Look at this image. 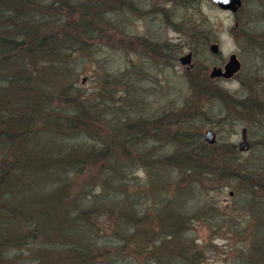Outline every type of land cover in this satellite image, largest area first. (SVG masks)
<instances>
[{
  "label": "rangeland",
  "instance_id": "rangeland-1",
  "mask_svg": "<svg viewBox=\"0 0 264 264\" xmlns=\"http://www.w3.org/2000/svg\"><path fill=\"white\" fill-rule=\"evenodd\" d=\"M60 1L53 11L46 9L52 11L51 31L69 21L64 5L78 8L81 2ZM97 1L104 5L101 12L75 13L77 20L85 17L94 36L87 34L83 48L71 51L70 59L57 58L60 82L78 87L86 101L95 103L92 126L83 129L110 140L108 155L117 157L119 176L124 174L125 186L117 192L127 194L123 206L133 221L128 233L124 223L129 216L115 222L104 211L97 224L82 223L88 239L102 246L111 239L119 243L110 264H246L257 222L251 210H262L264 204V0H243L237 11L213 0ZM109 5L112 10L105 12ZM188 53L191 62L181 63L180 57ZM232 53L241 62L240 71L233 78L212 77L214 67L225 70ZM29 76L34 78L32 72ZM116 115L118 130L106 123ZM139 122L144 129L136 132L132 126ZM243 128L247 144L241 148ZM210 130L212 142L206 139ZM81 134L76 145L95 142L91 134ZM113 134L124 139L127 152L113 143ZM186 135L208 143L210 160L202 170L179 158L188 155ZM13 158L9 155L5 163L0 157L1 173ZM78 159L79 171L69 180L73 192L79 180L102 173L107 165L106 159L96 165L85 162L87 156ZM28 176L35 185L48 179L37 171ZM100 187L94 185L92 191ZM89 195L85 190L80 196ZM168 224H175V235L162 232ZM2 245L6 257L33 264L22 239ZM39 247L37 243L33 248Z\"/></svg>",
  "mask_w": 264,
  "mask_h": 264
},
{
  "label": "trees",
  "instance_id": "trees-1",
  "mask_svg": "<svg viewBox=\"0 0 264 264\" xmlns=\"http://www.w3.org/2000/svg\"><path fill=\"white\" fill-rule=\"evenodd\" d=\"M58 2L61 1L0 0V157L5 163L9 155L14 157L6 164L8 168L4 165L3 172L0 171V264H26L21 257H6L8 250L1 247V242L17 238L29 246L33 264H102L104 261L110 264L119 243L111 239L102 246L95 238L88 239L82 223L88 224L91 220L96 223L101 214L108 211V217L115 222L129 216L124 223L126 232L129 233L132 226L131 213L123 206L128 196L117 192L125 186L124 174L119 176L122 171L121 166L118 168L117 157L108 155L112 146L110 140L103 138L105 134L83 129L92 126L95 103L86 101L78 87L60 82L63 77L57 61L62 57L70 59L71 51L83 48L87 34L89 38L94 36L83 15L77 20V10L88 9L95 14L97 10L101 12L103 4L97 0H81L78 8L64 5L69 21L62 24V29L51 31L48 14ZM48 8L52 11L46 10ZM109 10H112L110 5L105 12ZM43 14L45 17L41 21L39 17ZM30 72L33 79H30ZM42 74L49 78L42 79ZM6 104L12 105L13 109H6ZM38 122L40 127L37 129ZM106 123L118 130L117 115L113 120L106 119ZM142 123H135L132 128L140 132L144 129ZM81 131L91 134L89 136H93L95 142L87 147L76 145ZM112 137L113 143L121 145L127 152L124 139L120 140L118 134ZM183 142L188 155H180V160L204 169L205 160H210L208 143L197 142L188 135L183 136ZM79 155L87 156L85 162L88 164H100L106 159L107 165L102 173L79 180L80 186L73 192L69 180L79 171ZM96 155L101 157L96 159ZM35 171L48 176L47 181L35 185L28 176ZM26 179L31 183L27 184ZM94 185L101 186V191L93 192ZM85 190L92 194L86 196L90 204L87 198L80 196ZM44 205H49V209ZM261 208L255 213L251 210L257 222L250 235L254 241L252 249L245 252L246 264H264V204ZM174 225H164L162 232L175 235ZM180 227L182 229V225ZM21 230L28 233L21 234ZM37 231L42 234L37 235ZM86 242L90 243L86 245ZM37 243L40 247L33 248Z\"/></svg>",
  "mask_w": 264,
  "mask_h": 264
},
{
  "label": "water",
  "instance_id": "water-1",
  "mask_svg": "<svg viewBox=\"0 0 264 264\" xmlns=\"http://www.w3.org/2000/svg\"><path fill=\"white\" fill-rule=\"evenodd\" d=\"M213 1L216 2V3L218 4L219 7H221V8H225V9H230V10H232V11H237L238 8H239V6H240L241 3H242L241 0H213ZM216 47H217V45L215 44V45H214V49H216ZM191 58H192L191 54L188 53V54H186L185 56L180 57L179 61H180L181 63H183V64H188V63L191 62ZM232 63H233V61L231 60L228 64L231 65ZM236 63H237V62H235V64H234V65H235V69L238 68V67H237L238 64H236ZM235 69L233 68V70H235ZM227 74H228V73L226 72V68H225V70H223L222 67L217 66V67H214V68L212 69L210 75H211L212 77H215V76H226ZM212 133H213V132H212L211 130L208 131V132L206 133V138H207L210 142H212L213 139H214ZM243 140H244V141H242L241 144H240V147H241V148H243L244 145L247 144V142H246V130H245V128L243 129Z\"/></svg>",
  "mask_w": 264,
  "mask_h": 264
},
{
  "label": "flooded vegetation",
  "instance_id": "flooded-vegetation-1",
  "mask_svg": "<svg viewBox=\"0 0 264 264\" xmlns=\"http://www.w3.org/2000/svg\"><path fill=\"white\" fill-rule=\"evenodd\" d=\"M242 1V3H241V5L239 6V8H241L242 7V5H243V0H241ZM214 2V1H213ZM238 8V9H239ZM262 32H264V30L262 31ZM235 53H232L231 55H230V57H229V61H227L226 62V65H225V67L224 68H226V72L228 73L226 76H231L230 78H233L236 74H237V72H239L240 71V69L242 68L241 66V62H239V59H237L236 57H235ZM233 61V63L231 64V65H229L228 63L230 62V61ZM235 62H237L236 64H238V68H236L235 69ZM233 68L235 69V70H233ZM244 129V128H243ZM207 139V138H206ZM208 140V139H207ZM240 144H241V142H240Z\"/></svg>",
  "mask_w": 264,
  "mask_h": 264
},
{
  "label": "bare ground",
  "instance_id": "bare-ground-1",
  "mask_svg": "<svg viewBox=\"0 0 264 264\" xmlns=\"http://www.w3.org/2000/svg\"><path fill=\"white\" fill-rule=\"evenodd\" d=\"M218 77H220V76H218Z\"/></svg>",
  "mask_w": 264,
  "mask_h": 264
}]
</instances>
